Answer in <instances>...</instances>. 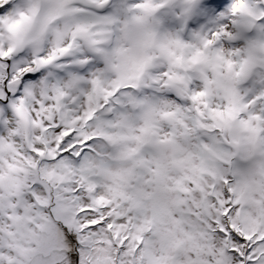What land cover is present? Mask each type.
I'll list each match as a JSON object with an SVG mask.
<instances>
[{
    "label": "snow or ice",
    "instance_id": "obj_1",
    "mask_svg": "<svg viewBox=\"0 0 264 264\" xmlns=\"http://www.w3.org/2000/svg\"><path fill=\"white\" fill-rule=\"evenodd\" d=\"M0 264H264V0H0Z\"/></svg>",
    "mask_w": 264,
    "mask_h": 264
}]
</instances>
